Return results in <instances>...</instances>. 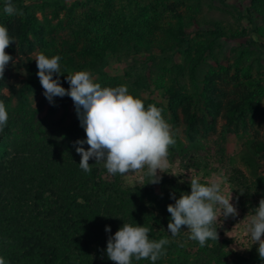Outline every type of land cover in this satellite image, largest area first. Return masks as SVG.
Segmentation results:
<instances>
[{"label":"trees","instance_id":"obj_1","mask_svg":"<svg viewBox=\"0 0 264 264\" xmlns=\"http://www.w3.org/2000/svg\"><path fill=\"white\" fill-rule=\"evenodd\" d=\"M12 3L24 14L0 16V25L15 38V44L5 51L13 60L19 58L8 64L0 80V101L5 103L9 116L7 126L0 132V257L6 264H113L106 256L107 239L123 223L150 227L152 240L168 238L166 255L155 264H264L256 248L238 254L227 249L226 240H209L200 247L189 239L190 234L172 237L167 231V206L175 203L171 196L178 199L181 193L190 194V189L166 174L160 176L158 184H149L146 176L141 185L124 188L118 177L115 182L101 180L99 169L91 160V172H83L74 142L86 136L75 108L67 122L70 97H54L50 104L43 95L35 108L31 106L29 98L44 91L36 75V62L30 56L37 49L49 58L61 57L58 78L67 90V75L86 71L109 53L150 52L158 33L167 32L171 48L182 47L185 26L181 15L175 12L171 16L176 23L167 20L162 0L151 1L150 5L138 0H85L77 5L78 11L69 9L55 26L47 28L31 7L23 5V0ZM250 7L248 15L263 22L264 0H250ZM190 51H185L188 58ZM197 66V60L188 66L193 95L160 82L167 102L153 104L167 112L166 118L173 125L180 122V111L187 143L175 138L169 152L189 160L198 152L207 154L202 140L216 131L218 118L224 120L228 131L238 132L253 121L264 99V80L250 76L238 83L233 93H222L211 78H206L203 89H199ZM180 70L175 67L174 73ZM12 71L21 78L10 83L8 76ZM123 80L114 77L110 83L117 87L124 84ZM134 83L146 87L140 79ZM46 104H50V112L57 105L62 108L57 121L39 117ZM83 147L87 150L89 146ZM259 154H264L262 141H254L240 155L253 177L257 175L259 161L255 158ZM212 161L217 168H225L240 205L253 213L257 207L252 206L254 195L264 199V178L257 177L248 184L236 169L234 156L225 161L218 156ZM106 226L110 232H105ZM133 264L152 262L133 260Z\"/></svg>","mask_w":264,"mask_h":264},{"label":"rangeland","instance_id":"obj_2","mask_svg":"<svg viewBox=\"0 0 264 264\" xmlns=\"http://www.w3.org/2000/svg\"><path fill=\"white\" fill-rule=\"evenodd\" d=\"M84 1L23 0V5L31 7L37 19L43 21L47 28H52L69 9L78 11L77 5L83 4ZM138 1L143 5H150V2L154 0ZM162 3L167 10L165 14L167 20L176 23L171 16L177 13L183 18L185 26L183 46L178 49L171 48L167 32L162 31V34H156L157 41L154 42V47L150 52L136 53L130 50L123 53H109L102 61L93 63L92 67L86 70L92 74L95 83H99L101 87H112L110 83L112 78H124L123 85L128 87L131 95L141 99L144 105L154 103L165 105L167 97L162 88L163 85L174 86L175 90L181 93L194 94V84L188 66L196 60L198 66L195 76L199 89H203V81L206 78L213 79L217 89L228 94L233 93L234 87L244 82L246 77L264 80V21L261 22L255 16L248 15L247 10L251 8L250 0H162ZM4 5L5 0H0V16L4 13ZM171 7L173 12L169 10ZM159 9L163 10L162 7ZM163 26L166 28L165 24ZM47 40L49 37L46 38ZM208 45H211V49H207ZM187 48L191 50L189 58L185 54ZM203 50L204 53L200 54ZM38 52L39 49L30 56L35 59V54ZM18 59L15 57L14 62ZM178 66L181 70L176 74L174 69ZM128 74L130 77L127 76ZM8 77L10 83L21 78L14 71L10 72ZM137 79H140L146 87H138L134 83ZM160 82H163L162 86L159 85ZM42 96L43 93L29 98L33 108L37 106ZM12 102L14 104V100ZM49 108L50 104H46L39 117L57 121L62 115V108L57 105V108L51 112ZM68 108L67 122L70 121V115L75 108L72 100L69 101ZM162 115L171 126L174 139L186 144L185 126L182 123L180 111H178L180 122L177 125L167 120L166 111H163ZM254 141L264 142V99L261 101L259 113L251 123L247 124L246 128L238 132L228 131L224 120L218 118L216 131L202 140V147L206 149L207 154L198 152L192 160H189L178 158L173 152H169L168 160L171 167L166 173L158 172L159 176L166 174L168 178L174 179L179 185L188 189H190L189 179L193 176H198L203 184L210 183L214 178L226 180L223 185L224 194L227 195L232 191L231 201L235 202L238 215L224 218L218 212V220L214 226L217 228V241H228L227 249L238 254L258 247L253 245L247 234L249 219L254 213L250 212L249 208L240 205L238 196L227 180L225 168H217L212 160L222 156V160L225 161L234 156L236 169L245 176L248 184L253 183L257 177L264 178V154L256 155L255 159L259 161L256 177L251 175V169L246 166L240 155L247 152L249 145ZM91 162L98 167L101 180L115 182V178L118 177L119 184L124 188L139 186L146 178V169L127 175L112 176L107 173L103 164H95L94 160ZM257 190L259 191V188ZM254 198L252 206L258 207L260 199L256 195ZM183 234H189L184 227L177 236Z\"/></svg>","mask_w":264,"mask_h":264},{"label":"clouds","instance_id":"obj_3","mask_svg":"<svg viewBox=\"0 0 264 264\" xmlns=\"http://www.w3.org/2000/svg\"><path fill=\"white\" fill-rule=\"evenodd\" d=\"M3 11L6 15L23 16L12 0H5ZM15 38L9 35L8 29L0 25V80L13 57L6 53ZM37 77L43 88L45 99L53 104L54 97L68 96L73 101L80 126L84 129L86 139L74 142L75 151L81 157L79 167L91 172L89 160L103 164L107 173L127 175L144 171L150 179L149 184H158L159 173H166L171 167L168 156L169 148L175 144L171 126L162 115L163 109L153 104L145 107L144 102L129 93L126 85L101 87L94 82L88 71H78L66 76L69 88L60 84L59 55L47 57L43 52L35 54ZM54 76L57 78L54 79ZM9 119L5 103L0 101V132L7 126ZM88 145L85 150L83 145ZM224 178H214L208 184L200 182L198 176L189 179L190 194L181 193L174 204L167 206L170 220L167 230L172 237L180 234L182 227L189 232V239L197 241L200 247L206 246L209 240L218 239L217 228L219 212L224 218L238 215L236 207L230 203L231 192L224 194ZM249 219L247 234L257 253L264 260V199L253 209ZM105 227V232H110ZM150 227L123 225L109 236L106 244V256L113 264H133V260H150L152 264L166 255L167 237L158 241L149 238ZM0 264H6L0 257Z\"/></svg>","mask_w":264,"mask_h":264},{"label":"built area","instance_id":"obj_4","mask_svg":"<svg viewBox=\"0 0 264 264\" xmlns=\"http://www.w3.org/2000/svg\"><path fill=\"white\" fill-rule=\"evenodd\" d=\"M230 203H232L233 205L235 204V202L234 201H230ZM235 206V205H234Z\"/></svg>","mask_w":264,"mask_h":264}]
</instances>
